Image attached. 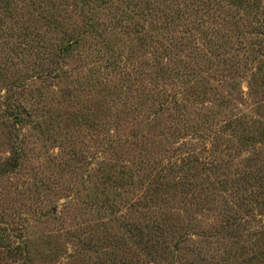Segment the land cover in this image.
Returning a JSON list of instances; mask_svg holds the SVG:
<instances>
[{"label": "rangeland", "instance_id": "rangeland-1", "mask_svg": "<svg viewBox=\"0 0 264 264\" xmlns=\"http://www.w3.org/2000/svg\"><path fill=\"white\" fill-rule=\"evenodd\" d=\"M0 264H264V0H0Z\"/></svg>", "mask_w": 264, "mask_h": 264}]
</instances>
